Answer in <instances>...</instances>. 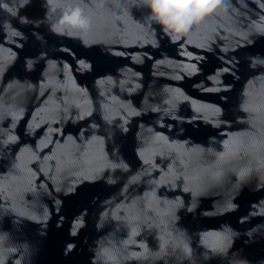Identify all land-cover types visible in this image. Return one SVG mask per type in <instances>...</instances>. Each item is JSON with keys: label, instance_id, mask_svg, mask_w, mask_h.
<instances>
[{"label": "water", "instance_id": "water-1", "mask_svg": "<svg viewBox=\"0 0 264 264\" xmlns=\"http://www.w3.org/2000/svg\"><path fill=\"white\" fill-rule=\"evenodd\" d=\"M151 5L0 0V264H264V0Z\"/></svg>", "mask_w": 264, "mask_h": 264}, {"label": "clouds", "instance_id": "clouds-1", "mask_svg": "<svg viewBox=\"0 0 264 264\" xmlns=\"http://www.w3.org/2000/svg\"><path fill=\"white\" fill-rule=\"evenodd\" d=\"M151 7L153 13L166 25L183 28L188 13L178 0H152Z\"/></svg>", "mask_w": 264, "mask_h": 264}, {"label": "snow or ice", "instance_id": "snow-or-ice-1", "mask_svg": "<svg viewBox=\"0 0 264 264\" xmlns=\"http://www.w3.org/2000/svg\"><path fill=\"white\" fill-rule=\"evenodd\" d=\"M178 2L183 5L188 15H198L207 10L213 0H178ZM77 16L78 14H74L73 17H70L73 23H76Z\"/></svg>", "mask_w": 264, "mask_h": 264}]
</instances>
